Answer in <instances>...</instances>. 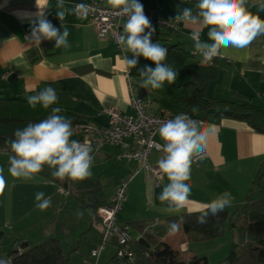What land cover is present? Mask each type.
<instances>
[{
  "label": "crops",
  "instance_id": "0c3cea01",
  "mask_svg": "<svg viewBox=\"0 0 264 264\" xmlns=\"http://www.w3.org/2000/svg\"><path fill=\"white\" fill-rule=\"evenodd\" d=\"M86 2L109 6L107 0H65V17L60 21L56 14L60 10L56 7L57 0H0V97L25 98L32 91H42L51 86L57 93L72 99L73 104L65 109L99 125L107 124V110L111 107L121 112L132 111L131 91L144 95L147 110L151 113L187 109L186 104L178 101L181 85L187 76L178 73L174 83L165 82L160 89L143 88L139 70L148 64L154 68L155 64L141 56L136 67L129 69L124 57L131 58V52L124 50L122 56L112 40L97 36L87 17L73 11L75 3ZM141 2L143 5L157 6L163 17L171 19L180 9L198 0ZM261 4H264V0H249L248 8L264 19ZM39 7L45 10L46 18L61 33L62 24L68 28V47L57 49L54 40H42L39 45L32 41V26ZM153 27L152 42H167L166 31ZM179 28L180 31L172 36L174 40H170V43L178 42L187 52L195 53L191 29L183 24H179ZM207 31L203 29L201 40L210 42ZM218 57L228 64L221 70L223 76L209 82L207 97L234 100V94L240 92L253 104L264 107V36L257 37L246 49L222 48ZM198 60L199 56H196L188 62L196 63ZM126 69L129 70L128 75L125 74ZM199 115L205 119V125L213 126V131L205 154L193 159L189 181L192 191L187 208L178 213H169L167 204L159 200L163 187L168 183L167 177L161 173L157 177L153 172L142 169L127 182L116 219L129 225L132 239L137 240L145 234L154 241L167 243L172 254L180 260L197 257L210 264L207 252L201 247L218 242L219 237L191 241L181 227L177 232L170 233L169 224L175 221L180 225V215L189 212L188 208L194 212L225 191L232 196L228 209L243 202L242 193L248 192L256 174L264 171V133L253 131L244 120ZM73 133L72 139L84 137L81 132ZM157 141L162 142L160 137H157ZM119 151L114 146L105 145L92 153V174L89 178L98 182L100 203L107 204L121 182L127 180L130 172L139 166L136 161L118 158ZM10 155L11 152L0 150V167L4 168L6 180V186L0 192V254H4L16 240L35 244L54 236L60 241L63 253L69 256L71 264H76V260L79 264H96L90 251L100 239L95 226L97 215L91 218L88 208L83 206L66 179H50L41 173L28 181L12 177L8 172ZM162 156V151H153L148 161L158 167V160ZM261 184L264 185V177ZM38 192H43L45 198H51V206L46 210L41 211L36 207L35 195ZM94 203V199L87 197V205ZM77 213L82 215L78 216ZM229 230L226 223L224 234ZM107 248L112 252L103 255ZM104 251L98 258V264H108L115 259L114 242H110Z\"/></svg>",
  "mask_w": 264,
  "mask_h": 264
},
{
  "label": "clouds",
  "instance_id": "9594fccd",
  "mask_svg": "<svg viewBox=\"0 0 264 264\" xmlns=\"http://www.w3.org/2000/svg\"><path fill=\"white\" fill-rule=\"evenodd\" d=\"M64 3L65 0H57L56 7L60 10L56 14L60 21L65 17ZM248 3L249 0H198L195 13L192 8L185 7L166 23L183 24L190 28L195 52L204 61H211L221 55L222 48L246 49L257 37L264 36V19L249 11ZM107 4L111 9L117 10L118 15L127 17L123 34L119 37L121 47L132 54L131 58L124 57L127 67L135 68L141 56L155 64L154 68L146 65L139 70L141 86L160 89L165 82L174 83L178 71L165 62L168 49L159 42H152L155 28L145 15L139 0H107ZM261 8H264V4H261ZM73 11L86 17L90 6L77 4ZM36 17L31 31V39L35 44L39 45L42 40H54L57 49L69 46L67 27L62 24L61 33L46 18L45 10L41 8ZM205 28L208 29L207 37L210 42L201 40V33ZM58 99L56 90L51 86L27 98L31 108L40 105L44 109L50 108L51 112L39 122H29L15 131L14 139L9 142L12 155L9 156L8 172L12 177L33 180L45 166L53 169L52 175L61 180L68 178L82 181L91 176L93 149L87 143L72 139L74 133L71 119L60 114L61 107H53ZM196 110L194 107L193 112ZM212 131V125H205V122L183 113L160 125L158 135L163 142L160 145L163 156L158 160V168L167 177L168 183L163 187L159 200L162 204H167L166 210L169 213H178L190 204L192 186L189 181L193 159L205 151ZM5 186L4 168L0 167V192ZM35 200L36 207L41 211L51 206V198H45L43 192L36 193ZM231 204L232 196L225 191L210 203L196 209L200 212L197 222L207 223L209 215L216 216ZM187 210L193 211L191 208ZM77 215L81 216L82 213ZM179 229L180 225L175 221L169 224L170 233ZM0 264L11 262L0 259Z\"/></svg>",
  "mask_w": 264,
  "mask_h": 264
},
{
  "label": "trees",
  "instance_id": "16d2710c",
  "mask_svg": "<svg viewBox=\"0 0 264 264\" xmlns=\"http://www.w3.org/2000/svg\"><path fill=\"white\" fill-rule=\"evenodd\" d=\"M196 3H189L194 13L197 11ZM166 35L168 39L165 41L167 42L160 43L168 49L165 62L178 73L187 76V80L181 85L182 91L178 97L180 103L187 105L184 111L198 116L202 114L244 120L253 131L264 133V107L250 102L245 94L235 93L234 100L207 97L209 82L224 75L221 70L228 64L225 59L217 56L209 63L203 64L199 60L196 63H190L188 60L196 56L184 50L178 42L170 43L173 35L169 33ZM38 92L40 91H32L28 97ZM57 94L58 103L53 107H61L60 114L71 119L72 126L88 122L87 119L65 109L73 104L70 97ZM28 97H0V150L11 152L9 142L14 139V133L18 128L25 127L29 122H39L50 114V108L44 109L40 105L31 108L27 103ZM194 107L197 109L195 112H193ZM52 171L53 169L45 166L40 173L53 179ZM262 177H264V171H259L243 202L236 204L232 209L225 208L216 216L209 215L205 224L197 222L199 211L180 215V227L187 239L191 241L218 238L224 234L226 223H228L235 236L228 255L218 264H264V185L261 184ZM65 179L77 192L83 206L88 208L91 218L95 217L97 208L104 205L99 200L101 191L98 182L89 177L82 181ZM87 197L95 200L94 205H87ZM143 237L149 243L148 248L135 239L130 240V247L134 253L132 264H209L206 260L197 257L188 261L180 260L172 254L171 247L167 243L154 241L145 234ZM0 259H10L11 264H71L69 256L63 253L60 241L54 236L35 244L16 240L4 254H0ZM118 264L127 263L118 260Z\"/></svg>",
  "mask_w": 264,
  "mask_h": 264
},
{
  "label": "built area",
  "instance_id": "2783aa9c",
  "mask_svg": "<svg viewBox=\"0 0 264 264\" xmlns=\"http://www.w3.org/2000/svg\"><path fill=\"white\" fill-rule=\"evenodd\" d=\"M139 2L142 4L141 0ZM77 4L81 3H75L72 8ZM82 4L90 6V11L86 17L92 23L97 36L112 40L121 55L124 56V49L119 44V37L123 34V25L127 17L118 15L117 10L99 3L86 2ZM143 8L152 26L167 31L169 35H174L180 31L179 24L166 23L170 19L163 17L159 13L157 6L143 5ZM193 54L199 56V61L203 64L211 62L204 61L203 57L196 52ZM128 73L129 70L126 69L125 74L128 75ZM130 105L132 108L131 112H121L115 108H109L107 110L109 119L106 125L88 121L73 126V131L81 132L84 135L78 141L89 144L93 149L92 153L105 145H111L120 150L117 155L118 158L126 161H136L139 164L138 167L130 172L128 179L121 182L110 201L97 208L95 226L99 230L100 239L90 251V256L95 261L98 260L110 242H114L116 260L127 264L134 261V253L130 247V227L127 223L118 222L116 215L124 200L125 187L129 180L142 169L153 172L157 177L160 175L159 168L152 166L148 161L153 151H161L160 145L163 142L157 141L160 125L182 113L189 115L195 120L205 122L203 117L184 110L151 113L147 110V99L144 95L136 94L133 91L130 93ZM204 154L205 151L195 156L194 160Z\"/></svg>",
  "mask_w": 264,
  "mask_h": 264
},
{
  "label": "rangeland",
  "instance_id": "374dc122",
  "mask_svg": "<svg viewBox=\"0 0 264 264\" xmlns=\"http://www.w3.org/2000/svg\"><path fill=\"white\" fill-rule=\"evenodd\" d=\"M172 40H174V39L172 38L171 41ZM189 62H191V61H189ZM248 191H249V189H248ZM246 193H247V191H246ZM246 193H242L243 194V199L245 198ZM257 194H259V193H257ZM234 236H235L234 233L231 230H229V231H227V233H225L222 236H220L219 240H216L218 242H215V243L210 244V245L205 244L203 248L201 247V249H203V250H205L207 252V254L209 256L210 264H218L219 261L224 260L226 258V256L229 253V250H230V247H231V244H232V240H234ZM110 252H112V249L107 248L106 251H104L103 255H105L107 253H110ZM79 255L80 254L78 253L77 256H79ZM98 261L99 260L96 261V264H98ZM74 262L76 264H79V261H77V260L74 261ZM214 262H216V263H214Z\"/></svg>",
  "mask_w": 264,
  "mask_h": 264
},
{
  "label": "water",
  "instance_id": "95a60500",
  "mask_svg": "<svg viewBox=\"0 0 264 264\" xmlns=\"http://www.w3.org/2000/svg\"><path fill=\"white\" fill-rule=\"evenodd\" d=\"M137 241L139 242V243H141L142 245H144L145 247H149V243L145 240V238H143V237H139L138 239H137ZM84 264H92V263H84ZM108 264H118V260H116V259H113L110 263H108Z\"/></svg>",
  "mask_w": 264,
  "mask_h": 264
}]
</instances>
